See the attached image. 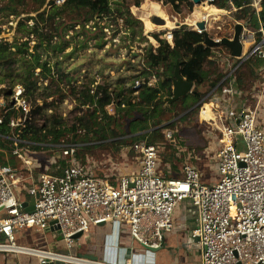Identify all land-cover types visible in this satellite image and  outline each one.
Instances as JSON below:
<instances>
[{
	"label": "built area",
	"instance_id": "obj_1",
	"mask_svg": "<svg viewBox=\"0 0 264 264\" xmlns=\"http://www.w3.org/2000/svg\"><path fill=\"white\" fill-rule=\"evenodd\" d=\"M53 2L60 7L66 0ZM263 2L250 3L258 27L235 24L242 25V55L233 57L228 48L214 52V59L220 60L228 73L202 100L200 114L205 104L211 105L210 112L216 119L201 122L207 127L205 134L217 141L216 149L199 153L198 146L183 144L174 130H166V140L182 161L180 178L168 177L160 169L164 144L146 141L133 146L136 172L116 179L97 176L92 158L87 157L84 163L78 157L79 145L71 143L58 145L64 165L60 164L54 174H42L37 179L31 175L30 183L11 166L0 165V254L34 257L40 264H147L145 258H154L153 250L160 249L166 236L175 230L176 211L188 200L197 210L192 234L200 246L202 264H264ZM200 22L205 23L204 29L198 27ZM208 24L207 19L199 20L192 30L203 34L209 31ZM235 26L224 38L233 40ZM251 60L262 61L255 76L258 80L254 79L249 88L239 87L235 73ZM145 84L136 81L135 89ZM11 90L9 101L0 99V110L7 113L15 108L22 114L10 122L11 148L31 173L29 147L20 138L30 105L22 88ZM107 111L113 114L114 106H108ZM201 157L214 164L216 178L211 182L202 180L197 165ZM32 199L33 209L27 211ZM101 224H110L116 231L111 246L120 257L114 261H92L45 246L17 244L18 233L22 238L31 236L22 231L42 234L54 229L62 237L65 250H76L81 238ZM77 234H82L81 238L75 239ZM129 250L130 258L126 259Z\"/></svg>",
	"mask_w": 264,
	"mask_h": 264
},
{
	"label": "trees",
	"instance_id": "obj_2",
	"mask_svg": "<svg viewBox=\"0 0 264 264\" xmlns=\"http://www.w3.org/2000/svg\"><path fill=\"white\" fill-rule=\"evenodd\" d=\"M32 1L37 5L34 10L37 13L47 2V0ZM112 1L114 0H66L62 7L63 9L71 8L76 11H87L89 15L87 22L114 16L115 20L123 21L130 26L134 23H140L131 14L130 7L135 6L138 8L145 0H121L122 4L126 5L125 9L120 8V3L116 9H113L111 7ZM153 1L163 5H171L177 14L182 12L183 7H187L190 12L194 9V4L191 0ZM2 2L0 14L9 12V15L17 17L23 13L17 7L23 3L25 4L26 0H2ZM250 3L251 0H214L210 4L221 10L235 7L237 9L236 20L238 22L258 27V19ZM49 4H53V6L48 14L46 10L38 14V18L43 23L48 19L56 18L63 10L55 6L53 1H50ZM262 7L260 18L264 21V2ZM47 16L48 18L46 19ZM193 16L202 18L203 13L197 9ZM210 19L217 20L218 16H212ZM56 20L49 24L52 25ZM30 33L37 34L38 27L31 29ZM208 33L211 36L209 31ZM204 34H199L188 28L175 30L172 33L173 47L167 40L153 34L152 37L159 43V46L157 48L150 46L144 50L142 71L137 76L138 78L132 81L131 85L124 81H118L113 87L111 85L98 86L94 91H91L90 87L76 89V87L72 86L71 94L76 96L79 114L81 113L73 119L72 124L64 123L61 117H54L52 121H46L44 125L40 126V118L43 117V113L50 107V104L48 105L47 101H45L44 106H37L31 112V115L28 116L24 127L21 129L20 138L29 147L36 150L48 147L47 145L58 146L69 142L78 144V157L84 163L86 158L90 157L88 153L98 148L115 149L113 151L115 153H119L123 148H128L129 151L136 155L133 150V146L136 143L146 141L148 144H164L165 149L161 154L162 161L164 158L162 157L163 154L170 150L174 154V162L172 164H174L175 170L181 171L182 161L176 157L175 147L166 140L165 131L172 130L178 123L186 122L191 116L199 114L202 100L228 73L220 60L214 59L216 50L227 47L222 44L216 47L207 46ZM168 36L172 40L171 36ZM53 38L54 36H50L48 42L51 43ZM43 43L44 40L41 39L40 43L35 47L36 52L43 47ZM19 57L25 64L24 70L21 73L10 72ZM40 61V54L30 52L29 41L21 45H11L8 42L0 41V71L7 70L9 72L5 75L0 73V86L9 80L11 89L20 85L24 89L25 96L28 98L33 96L38 90V77L41 76L46 81L52 76V67L49 66L48 62L41 63ZM178 62L180 63L181 75L189 82L194 83L195 86L190 94L176 102L167 104L165 99L173 96L172 77ZM261 64L262 61L258 60L244 63L235 73L238 86L242 88L245 86L249 87L250 84L248 85L244 76L249 74L255 78L258 67ZM38 69H40V74L36 76ZM245 70H248V73L245 74ZM55 75L61 78H69L67 74L61 73L60 70ZM151 78L157 79L155 86L148 85ZM136 81H145L146 84L135 89ZM212 83L214 84L213 87L211 86ZM204 87H207V90H203ZM55 93L62 95V97L65 96L62 89L58 87L56 91L48 94L46 99L51 98ZM1 98L2 95L0 94ZM110 105L114 106L113 114L107 111V107ZM205 106L201 111L200 118ZM171 114H174V116H171ZM21 115L15 108L7 113L0 110V117H3V123L0 125L1 148L10 149L8 146L11 143L9 138L12 135L10 122L12 119H18ZM166 122L168 124L163 125ZM176 133L175 137L177 136L176 138L178 139L179 136ZM167 146L171 147V149H167ZM198 152L201 153L202 151L199 150ZM20 162L12 154L11 150L9 152H0V164L2 166H11L19 171L16 165ZM193 162L196 163L195 160ZM60 163L64 165L63 160ZM162 164L167 166L169 161L162 162ZM164 173L168 177H172L171 173ZM181 176L182 173L175 177L180 178Z\"/></svg>",
	"mask_w": 264,
	"mask_h": 264
},
{
	"label": "rangeland",
	"instance_id": "obj_3",
	"mask_svg": "<svg viewBox=\"0 0 264 264\" xmlns=\"http://www.w3.org/2000/svg\"><path fill=\"white\" fill-rule=\"evenodd\" d=\"M50 1L53 0H47L46 5L39 13L44 10H46L47 14L49 13L53 6V4H49ZM119 3L120 8H126V5L122 4L121 0L112 1L111 7L116 9ZM204 3L210 4L207 0H205ZM2 4L3 2L0 0V6ZM203 4L200 6L194 5L192 12H190L187 7H183L182 12L179 14L173 10L171 5H162L166 15L174 22L175 28L172 30L169 29L150 33L145 31V25L142 20L143 17L150 18L152 22L154 17H158L163 21L166 20L159 17L158 14L156 15V13L151 10L142 9L143 4L138 8L135 6L130 7L131 14L140 21V23H134L132 26L127 25L123 21L115 20L114 16L87 22V18L89 17L87 11H76L71 8L63 9L62 6H60V9H63L60 15L54 19H48L43 23L38 18L39 13L34 11L37 5L34 4L32 0H26L25 4L23 3L17 7L19 10L23 11L20 16L16 17L9 15V12H3L0 14V41L8 42L11 45H21L29 41L30 52L40 54V62H48L49 66L52 67L51 78L44 81L42 77L39 76L37 85L38 90L29 98L25 96L31 110L28 116L31 115V112H33L37 106H44L45 101H47L50 107L43 113V117L40 118V126L44 125L46 121H52L54 117H61L64 123L68 125L72 124L73 119L81 114H79L77 107L78 103L76 101V96L71 94L72 86L76 87V89L90 87L91 91H94L98 86L111 85L113 87L118 81H124L128 83V85H131L132 81L136 80L140 71H142L144 50L148 49L150 46H153V48L159 46V43L152 35L156 34L160 36L161 39H165L169 44H172L173 38L170 40L168 35L173 33V31L182 28L192 29L194 25L191 24L194 21L204 20V14H206L207 17L206 12H202V18L193 16L195 10ZM223 11L226 13L220 14L218 11L220 15H217V20L209 19L210 21H208L211 38H224L228 36L232 32L236 22H238L236 20V11H234L233 8H228V10ZM47 18L48 16L46 19ZM54 20L56 21L50 25L49 23ZM153 23L159 26L162 25L158 22ZM36 26L38 27V33H30V30ZM50 36H54L51 43L48 42ZM41 39L44 40L43 47L36 52L35 47L40 43ZM29 59H31V57H29ZM24 67L25 64L19 57L17 58V63L10 72L21 73ZM59 70L61 73L67 74L69 78H61L55 75ZM244 72L246 74L248 70ZM0 73L5 75L9 72L7 70H1ZM36 73V76H38V74H40V69H38ZM244 77L248 85L250 84L249 87L253 85L254 77H251L249 74H246ZM255 80H258V78ZM69 81H71V83H69ZM149 83L154 86L157 84L154 82V78H151ZM10 86L11 83L8 80L5 84L1 85L0 88L11 89ZM18 87L23 89L20 85L14 88ZM58 87L62 89L65 96L62 97V95L55 93L51 98L46 99V96L56 91ZM203 90H207V87H204ZM98 95L101 96L100 93H98ZM7 98L8 96H2L1 99L9 101ZM171 116H174V114H171ZM201 120H203V118L202 116L200 118L199 112V114L191 116L186 122L178 123L172 130L177 132L176 134L179 136L178 139H181L183 144L198 146L201 151L207 149L214 150L218 147V143L205 134L207 127ZM167 124L168 122L163 125ZM11 144L12 143H10V145L8 144L10 147L8 150L0 147V152H9V150H11L13 154ZM47 146L48 147L40 150L28 146L27 159L32 162V165L30 163L32 172L29 173L25 167L26 165L23 164L21 160V162L16 165L19 172L23 174L25 178L29 179L32 175L37 179L42 174L55 173V170L62 161L61 150L58 146ZM168 148L171 149V147L167 146V149ZM113 151H115V149L109 150L104 147L88 153L92 161L95 162L96 167L94 171L97 176L116 179L124 175H129L131 172H135L138 164L133 152L129 151L128 148H123L119 153ZM162 157L164 158L163 161L161 158V171L167 172L170 167L169 171L171 172V176L178 177L181 171L178 169L175 170L174 164H172L174 162V154L168 150ZM201 158L202 160L198 162L199 166H201L200 174L203 182L208 183V180L205 179L206 177H215L214 164L206 157L205 159L203 157ZM166 161H169V164L164 166L162 162ZM56 163H58V165H56ZM30 182L31 180L29 179V183ZM1 215L4 214L2 213ZM22 232L31 236L22 238L20 233H18L17 244L34 245L36 242L43 240L46 246L45 249H53L65 254H79L75 253L74 250H65L66 248L61 244H58L59 248L55 247L54 244H63V242H56L52 233L44 232L42 234H35L31 231ZM57 234L60 236L59 233Z\"/></svg>",
	"mask_w": 264,
	"mask_h": 264
},
{
	"label": "crops",
	"instance_id": "obj_4",
	"mask_svg": "<svg viewBox=\"0 0 264 264\" xmlns=\"http://www.w3.org/2000/svg\"><path fill=\"white\" fill-rule=\"evenodd\" d=\"M202 7L206 8L208 6L202 5L199 8ZM211 7L215 8L217 12L219 11L220 14L226 13L214 5ZM203 18L208 19V21L211 20L205 14ZM198 21L195 22L197 23ZM197 165L199 166V164ZM199 168L201 170V166ZM135 172H131L130 174ZM215 178L216 176L214 178L206 177L205 179L211 182ZM196 216L197 210L192 203L188 200L182 202L176 211L175 230L166 236L163 246L155 252L154 258H145L147 264H202L201 250L197 248L196 240L191 236V233L195 229ZM116 235V231L110 224L94 227L89 234L81 238L80 246L74 251L75 253H79L78 255L83 258H97L98 262L114 261L120 257V255H117L116 249L111 246V244L114 246L113 243L116 241ZM55 240L56 242L58 241L57 239ZM58 242L62 241L60 240ZM58 244L64 245L62 243H56L54 246L59 248ZM34 245L45 246L43 240L36 242ZM137 250L138 252L141 251L139 247H137ZM130 253L129 250V254L125 256L126 259L130 258ZM0 264L40 263L34 257L0 254Z\"/></svg>",
	"mask_w": 264,
	"mask_h": 264
},
{
	"label": "water",
	"instance_id": "obj_5",
	"mask_svg": "<svg viewBox=\"0 0 264 264\" xmlns=\"http://www.w3.org/2000/svg\"><path fill=\"white\" fill-rule=\"evenodd\" d=\"M205 0H192V2L196 5V6H200L201 4L204 3ZM153 22H158L159 24H165V21L159 19L158 17H154ZM199 28L204 29L205 28V23L204 22H200L198 25ZM242 31V25L241 24H237L235 26V34H234V38L233 40H230L228 38H223L221 42H216L213 38L210 37L208 32H205L204 36H205V44L209 47H216L219 44H222L224 46H226L230 51L233 57H240L242 55V50H243V46L240 42V34ZM194 83L189 82L187 79H185L180 72V63L178 62L175 66V73L174 76L172 77V91H173V96L171 98H166L165 101L169 104L176 102L177 100H179L180 98L186 96L187 94H190L194 88ZM211 86L213 87L214 84L212 83ZM0 94L3 97H10L12 96L13 92L11 89H6V88H0ZM162 127V126H161ZM34 199H32V201L30 202V206L28 208H26L27 211H31L33 209V205H34ZM104 224H101L100 226H103ZM50 233H52L53 238L57 239L58 241L62 240L61 236H58L57 233H54V229H51L50 231H48ZM82 234H77L74 236L75 239L81 238ZM191 236H193V234L191 233ZM197 248H200L199 244L196 243ZM153 251H157V250H153ZM90 259L92 261H97V258H87ZM46 264H60L58 262H49Z\"/></svg>",
	"mask_w": 264,
	"mask_h": 264
},
{
	"label": "bare ground",
	"instance_id": "obj_6",
	"mask_svg": "<svg viewBox=\"0 0 264 264\" xmlns=\"http://www.w3.org/2000/svg\"><path fill=\"white\" fill-rule=\"evenodd\" d=\"M203 6H208L206 8H198L200 11L202 12H206L207 13V17L210 19L212 16H216L218 15L219 13L217 12V10L213 7H211L212 5L211 4H208V3H204ZM142 9H146V10H151L152 12H155L156 15L158 14L159 17H162L164 18L166 21H165V24L159 26L157 24H154L150 18H147V17H143L142 20H143V23L145 25V31L147 33H150V32H155V31H165V30H172L174 29L175 25H174V22H172L169 18L168 15H166V13L164 12V9L162 7V3H159V2H156V1H153V0H145V2L143 3L142 5ZM206 15V14H205ZM192 20V19H191ZM193 21V20H192ZM196 22L194 21L191 25H194L195 26ZM172 38V37H171ZM211 110V105L210 104H207L205 106V109L202 113V118L203 120H213V119H216L215 115L210 112ZM202 120V121H203Z\"/></svg>",
	"mask_w": 264,
	"mask_h": 264
}]
</instances>
